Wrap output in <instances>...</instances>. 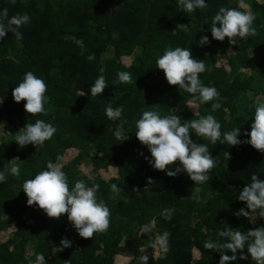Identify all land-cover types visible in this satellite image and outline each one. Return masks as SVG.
<instances>
[{
  "label": "trees",
  "instance_id": "16d2710c",
  "mask_svg": "<svg viewBox=\"0 0 264 264\" xmlns=\"http://www.w3.org/2000/svg\"><path fill=\"white\" fill-rule=\"evenodd\" d=\"M205 3L206 8L187 13L178 0H0V10L6 8L9 17H31L19 29L22 40L12 33L0 40V128L21 130L42 119L57 129L39 146L21 148L15 140L0 141V172L6 176L0 183V264H35L40 253L46 264H116L121 257L129 258L125 264H138L142 255L148 256V264H219L220 253L204 249L206 241L226 242L219 235L225 227L247 232L264 226L258 211L247 218L235 215L246 208L238 194L251 175L264 180V153L248 144L213 145L191 133L195 143L207 144L220 161L208 182L195 184L186 173L169 177L167 170H154L145 159L151 158L150 152L135 138V123L145 110L179 115L182 121L211 114L221 132L240 127V139L248 138L243 133L251 130L254 106L264 102V0ZM220 7L251 11L258 34L237 37L235 45L227 38L212 39L211 20ZM205 35L209 43L199 46ZM178 46L190 48L194 58L205 61L208 70L200 79L220 93L218 101L197 102L196 117L187 105L192 95L170 86L155 67L166 48ZM89 55L95 59L89 61ZM126 56L131 57L129 64L123 61ZM28 71L48 85L47 114L30 116L23 101L13 100L12 88ZM122 71L131 73L132 83H114ZM101 74L108 87L93 97L90 88ZM216 102L221 107L213 112ZM109 104L124 108L120 120L106 117ZM121 120L129 137L124 142L114 136ZM224 152L230 154L227 161ZM15 157L20 160L18 176L10 174L8 165ZM58 157L64 159L69 187L77 180L100 186L97 199L111 211L106 232L85 240L66 215L49 219L36 206H27L24 181L46 170L49 161L57 163ZM109 167L115 173L107 179L100 170ZM113 183L122 189L116 199L111 198ZM165 209H174L170 220L162 215ZM145 225L151 226L150 232L142 231ZM164 232L169 234L164 256L145 253L143 247ZM65 237L71 247L60 251ZM240 255L233 264H254L250 257L240 260Z\"/></svg>",
  "mask_w": 264,
  "mask_h": 264
},
{
  "label": "clouds",
  "instance_id": "9594fccd",
  "mask_svg": "<svg viewBox=\"0 0 264 264\" xmlns=\"http://www.w3.org/2000/svg\"><path fill=\"white\" fill-rule=\"evenodd\" d=\"M178 6L187 13L196 9L207 7L205 0H178ZM243 7V4L241 5ZM31 17L28 14H16L9 17L8 10H0V40L12 33L17 40L23 36L19 29L30 23ZM255 15L251 11H241L237 8L220 7L217 14L211 20L210 32L212 39L223 42L228 39L230 45H235L236 38L246 39L256 36L257 30L254 27ZM180 27H183L182 25ZM113 38L115 34H113ZM78 43H81L78 41ZM209 43L208 37L202 36L199 46ZM95 59L89 55L88 60ZM155 67L163 72L164 78L170 86H178L180 90L192 95L187 101L189 108L197 102L205 104L211 101H218L219 91L215 87L205 86L200 74L208 70L205 61L193 57L188 47L166 48L163 54L155 61ZM118 79L114 83H132V76L129 72L117 73ZM108 87L105 77L101 74L90 88L93 97L100 96ZM48 85L33 72L24 74L22 81L12 88V97L15 103L24 102V111L30 116L47 114L45 105L49 102L46 95ZM82 94L80 96H83ZM221 107L219 102L212 104V111ZM254 116L252 118L250 132H244L248 137L241 140L240 127L221 132V125L211 114L200 116L188 121H182L179 115L161 116L158 111L145 110L135 123V138L150 152V159L145 157L150 166L157 171L164 172L169 177H175L183 172L195 184L208 182L209 173L220 162L212 157L207 144L195 143L191 139V133L198 138L210 141L213 145L220 141L227 143L229 147H238L241 144H248L260 153H264V102L255 104ZM152 108V107H150ZM124 108H113L109 104L105 109V115L109 120H120ZM199 114L195 111L194 116ZM124 121L116 127L114 136L117 141L128 140L124 131ZM57 129L42 119H36L34 123L28 122L24 128L15 134V143L21 148L31 144L39 146L50 140ZM223 137V139H221ZM224 160L230 159L228 152L223 153ZM62 159L58 157L57 160ZM20 160L15 157L8 163L10 174H20ZM178 165V166H177ZM175 167V170L172 169ZM6 180L4 172H0V183ZM151 178L147 184H152ZM98 184L88 187L83 180H77L73 187H69L68 176L62 170L60 163L49 161L46 170L35 174L34 178L26 179L22 185V191L27 198V206H36L42 210L49 219H59L67 216L68 222L72 225L79 237L85 240L92 239L96 233H104L110 227L111 211L102 200L97 199ZM122 189L115 183L111 184V198L116 199ZM135 191V190H134ZM238 200L246 205L235 213L236 216L249 217L256 213L264 218V180L258 175L252 174L250 183L246 184L238 194ZM174 209H165L162 215L170 220ZM143 232H150L151 226L145 225ZM219 235L225 238L226 242L218 243L206 241L204 249H216L220 253L219 264H233L237 260V253H241L240 260H247L249 257L254 264H264V226L254 230L242 232L239 229L225 227ZM167 232L156 237L155 244L167 248ZM60 251L71 247V241L66 237L60 241ZM155 246V245H154ZM247 255H244V250ZM231 253L227 255L226 253ZM68 262V261H65ZM35 264H46L43 253L37 254ZM138 264H148V256L139 257Z\"/></svg>",
  "mask_w": 264,
  "mask_h": 264
},
{
  "label": "rangeland",
  "instance_id": "374dc122",
  "mask_svg": "<svg viewBox=\"0 0 264 264\" xmlns=\"http://www.w3.org/2000/svg\"><path fill=\"white\" fill-rule=\"evenodd\" d=\"M123 61L127 64H129V62L131 61V57L129 56H126L123 58ZM224 62V61H223ZM193 110L194 111H197L196 110V106H192ZM20 129L18 128H13V127H10L8 125H4L0 128V141L2 140H15V134L19 131ZM57 163H60L61 165L64 164V159H60ZM100 173L102 174V176L104 178H109L111 176L114 175L115 173V168L114 167H109L108 169L106 170H100ZM198 192H196V195H198ZM155 241L154 242H151L149 243L148 245H145L143 247V251L147 254H150V255H153V256H164L165 252H166V249L165 248H162L160 247L159 245H156L155 244ZM155 245V246H154ZM129 258L127 257H121L119 259H117V262L116 264H125L127 261H128Z\"/></svg>",
  "mask_w": 264,
  "mask_h": 264
}]
</instances>
